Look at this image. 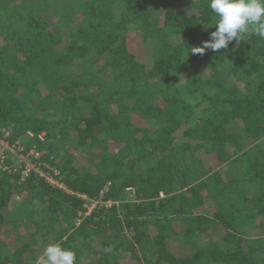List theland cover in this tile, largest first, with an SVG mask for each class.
Returning <instances> with one entry per match:
<instances>
[{"label": "trees", "instance_id": "trees-1", "mask_svg": "<svg viewBox=\"0 0 264 264\" xmlns=\"http://www.w3.org/2000/svg\"><path fill=\"white\" fill-rule=\"evenodd\" d=\"M209 4L0 0V126L63 184L0 169V264H264V39L193 55Z\"/></svg>", "mask_w": 264, "mask_h": 264}, {"label": "clouds", "instance_id": "clouds-1", "mask_svg": "<svg viewBox=\"0 0 264 264\" xmlns=\"http://www.w3.org/2000/svg\"><path fill=\"white\" fill-rule=\"evenodd\" d=\"M209 6L217 17L215 31L202 46L192 47L193 55L226 49L234 39L241 40L245 34L264 39V0H210ZM75 260L73 251L60 244H49L38 264H75Z\"/></svg>", "mask_w": 264, "mask_h": 264}, {"label": "built area", "instance_id": "built-area-1", "mask_svg": "<svg viewBox=\"0 0 264 264\" xmlns=\"http://www.w3.org/2000/svg\"><path fill=\"white\" fill-rule=\"evenodd\" d=\"M13 132V127L10 125L0 126V169L6 170L10 173H21L22 179H25L27 175L33 170L45 176L53 184H59L62 187L63 184L59 183L56 178L51 174V178L43 173V169L40 168L39 164L34 161L39 155V150L36 145L32 148L27 149L21 141H11L10 137ZM44 133L34 134L31 131H27L22 135V138H32L39 136L43 138ZM134 192V189L128 188ZM134 195V193H133ZM94 202V203H93ZM97 202V203H95ZM100 201L93 200L88 204V212L92 211ZM90 205H92L90 207Z\"/></svg>", "mask_w": 264, "mask_h": 264}, {"label": "rangeland", "instance_id": "rangeland-1", "mask_svg": "<svg viewBox=\"0 0 264 264\" xmlns=\"http://www.w3.org/2000/svg\"><path fill=\"white\" fill-rule=\"evenodd\" d=\"M87 65V66H86ZM88 65H89V63H80V64H78V65H76V69H78L79 70V72H81L82 70H86L87 68H88ZM86 68V69H85ZM43 135H45V134H43ZM43 171V173L44 174H46V175H48V178H51V175H50V173H48L47 171H45V170H42ZM127 191V190H126ZM127 193H129V199H131L130 198V196L132 195V197H133V192L131 191V190H128L127 191ZM16 198H18V197H16ZM16 198H14V199H16ZM21 198V197H20ZM17 200H20V202H23V198H21V199H17ZM95 201H100V200H95ZM111 200H109V201H106V203H108V204H111ZM94 203V202H93ZM95 203H97V202H95ZM101 202H99L98 204H100ZM18 204H20V203H18ZM36 204H38V205H40V202H36ZM97 204V205H98ZM21 205H23V204H21ZM17 206H20V205H17ZM92 205H90V207H91ZM22 209V208H21ZM23 211V210H22ZM21 210L18 212V213H16L15 212V214L16 215H18V214H20L21 212H22ZM218 230H220V228H218ZM264 254V253H263Z\"/></svg>", "mask_w": 264, "mask_h": 264}]
</instances>
